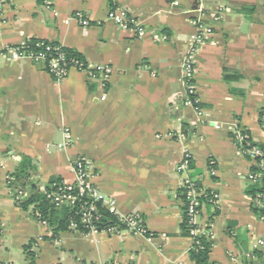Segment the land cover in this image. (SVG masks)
Masks as SVG:
<instances>
[{"label": "crops", "instance_id": "obj_1", "mask_svg": "<svg viewBox=\"0 0 264 264\" xmlns=\"http://www.w3.org/2000/svg\"><path fill=\"white\" fill-rule=\"evenodd\" d=\"M197 3L4 1L0 264H198L189 256L192 238L181 228L185 175L176 168L186 150L192 156L187 174L216 195L215 202L204 201L199 215L212 233L211 264H264L254 248L264 239V217L247 192L257 164L237 136L264 145V0H206L212 33L197 51V103L188 105L182 60L195 33ZM111 9L136 18L144 34L106 20ZM76 12L90 24L73 19ZM32 38L108 67L107 86L75 69L56 82L43 65L6 52ZM66 129L72 142L59 149ZM23 156L32 159L33 177L41 183L73 181L72 163L85 158L94 167V184L115 201L117 213L138 214L147 233L67 230L53 238L31 207L18 205L8 184Z\"/></svg>", "mask_w": 264, "mask_h": 264}, {"label": "built area", "instance_id": "obj_2", "mask_svg": "<svg viewBox=\"0 0 264 264\" xmlns=\"http://www.w3.org/2000/svg\"><path fill=\"white\" fill-rule=\"evenodd\" d=\"M4 1L5 0H0V7L3 5ZM170 1L177 2V0ZM222 10L223 9L219 10L218 14H220ZM192 11L196 12V17L193 19L195 33L189 43V50L182 60L184 85L187 93L185 102L188 105H196L197 103L196 86L192 81L195 72L196 54L199 46L204 42L205 38L212 33V29L205 21V17L208 14L206 0H198L197 7ZM72 18L76 19L84 26L90 24L89 17L81 12H76ZM106 20L112 21L120 28L133 29L135 32H138L139 36L144 34V29L140 25V22L128 14L125 10L111 9L106 16ZM36 46L37 50L32 49L30 45H28L27 40L20 45L7 47L6 52H9L11 58L13 59L30 58L35 63L43 65L56 82H61L67 77L72 69H75L88 74L91 78L98 79L103 88L107 86L111 72L108 67L99 64L94 65L75 59L68 60L60 45H44L43 42H38ZM106 97L105 93L101 95L102 100H105ZM237 136L240 143L245 145L243 152L250 154L255 159L257 168L259 169L256 172H251L248 179L251 183H258L264 177V153L258 146L250 145L248 141H245V135L243 136L238 132ZM71 142V133L69 129H66L64 133V140L58 144V148H66ZM191 160L192 156L186 150L182 162L176 168L178 172L185 175L182 187L185 190V204L187 205V214L189 217V224L191 225L190 233L192 244L190 249L199 243V235H205L209 240L212 238L211 231H209L206 226H202L199 222L201 207L204 204L203 196H207V193L199 186L196 180L187 174ZM211 163H213V161H211ZM71 169L75 175V179L73 181H64L65 186L61 189V191L53 192L52 194H49V197H52L53 202L57 206L66 201L74 202L77 199V196L72 194L71 190L75 187L79 189L81 195L85 194L90 197L91 201L82 203L80 207V220L84 227L88 229V233H97L100 231L118 233L123 230H127L132 233H147L143 221L138 214L119 215L117 213L115 201L106 197L94 184L93 180L95 178V170L93 165L88 160L81 157L75 159L72 163ZM12 193L17 203L23 202L27 197V192L23 189H14ZM210 196L209 201L215 202L216 195ZM97 202H101L103 205H106L116 216V224L100 228L99 225L102 222V213L97 206ZM255 205L264 208V193H259L256 196ZM31 208L33 209L34 207L31 206ZM34 210L33 215L39 217V211ZM42 221L46 223L45 220ZM69 227L73 230L76 229L77 222L75 220H71ZM254 248L261 252V257L264 260V239H258ZM253 256L254 255L252 253L247 254L248 258ZM236 264L243 263L236 261Z\"/></svg>", "mask_w": 264, "mask_h": 264}, {"label": "trees", "instance_id": "obj_3", "mask_svg": "<svg viewBox=\"0 0 264 264\" xmlns=\"http://www.w3.org/2000/svg\"><path fill=\"white\" fill-rule=\"evenodd\" d=\"M38 42H43L44 45H60L68 60L75 59L87 62L84 56L79 52L74 49L64 47L57 42L32 38L28 40V45H30L32 49L37 50L36 45ZM263 117L264 108L261 110L260 119L262 120ZM251 145H256L264 151V145L257 144L253 141H251ZM35 169L36 165L33 163L32 159L28 156H23L17 168L8 174V184L13 190L23 189L27 192L26 199L23 202L18 203V205L25 210L29 209L31 206L34 207L33 210H38L40 216L37 218L40 220H45V222L52 229L53 238L57 237L62 231L73 230L69 227L71 220H75L77 222V228L74 230L88 233V229L84 227L80 220V207L82 203L91 201V198L85 194L81 195L79 189L75 187L73 190H71V193L76 195L77 199L74 202L66 201L63 204L57 206L53 202L52 197H49V194H52L56 191H61V189L65 186L64 180L61 177H54L47 183H41L33 177V172ZM258 170V168H253L254 172ZM183 191L185 190L183 189ZM207 191V196H203V200L205 202H208L209 197H211L210 191ZM247 192L254 198H256L259 193H264V177L260 182L250 185L247 189ZM97 206L102 213V222L99 225L100 228L117 223L116 216L106 205H103L101 202H97ZM253 209L255 212L264 217V208L253 206ZM181 228L184 234L191 236V225L189 224L186 204L183 206V219ZM198 239L199 243L189 251L190 259L198 264H211L210 252L212 243L205 235H199ZM255 252L258 253L259 257H261V252L257 250ZM249 264L253 263L249 262Z\"/></svg>", "mask_w": 264, "mask_h": 264}, {"label": "rangeland", "instance_id": "obj_4", "mask_svg": "<svg viewBox=\"0 0 264 264\" xmlns=\"http://www.w3.org/2000/svg\"><path fill=\"white\" fill-rule=\"evenodd\" d=\"M262 262L264 263V260L262 259Z\"/></svg>", "mask_w": 264, "mask_h": 264}]
</instances>
